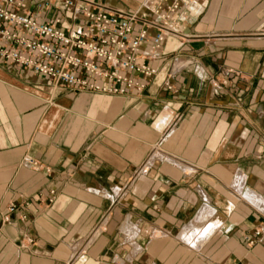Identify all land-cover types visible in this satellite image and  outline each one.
Here are the masks:
<instances>
[{
  "label": "crops",
  "instance_id": "0c3cea01",
  "mask_svg": "<svg viewBox=\"0 0 264 264\" xmlns=\"http://www.w3.org/2000/svg\"><path fill=\"white\" fill-rule=\"evenodd\" d=\"M181 1L140 93L0 62V264H264V0Z\"/></svg>",
  "mask_w": 264,
  "mask_h": 264
},
{
  "label": "built area",
  "instance_id": "2783aa9c",
  "mask_svg": "<svg viewBox=\"0 0 264 264\" xmlns=\"http://www.w3.org/2000/svg\"><path fill=\"white\" fill-rule=\"evenodd\" d=\"M151 1L146 8L152 18L139 27V13L111 11L90 1L0 0V62L75 93L119 97L134 90L140 93L146 84L138 79L147 82L157 75L151 62L180 26L174 17L183 3ZM61 6L73 10L72 19L78 22L66 25L62 17L41 21ZM28 163L40 167L33 160ZM28 208L12 205L9 212L21 211L27 219ZM255 234L264 235V223Z\"/></svg>",
  "mask_w": 264,
  "mask_h": 264
}]
</instances>
